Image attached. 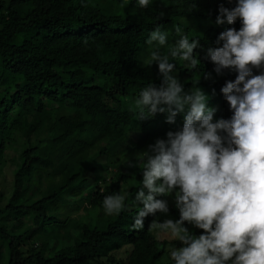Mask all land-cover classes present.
Masks as SVG:
<instances>
[{
  "label": "trees",
  "instance_id": "1",
  "mask_svg": "<svg viewBox=\"0 0 264 264\" xmlns=\"http://www.w3.org/2000/svg\"><path fill=\"white\" fill-rule=\"evenodd\" d=\"M221 5L232 9L237 0H149L145 8L137 0H0V177L14 166L11 186L0 180V247L7 249L0 264H174L171 241L149 230L154 220L179 219L174 194L157 197L168 200L167 214L148 215L143 229L133 225L143 207L135 200L139 161L150 144L182 129L184 114L174 124L166 112L139 119L135 102L162 83L151 32L167 33L159 49L166 54L180 28L199 39L200 63L189 70L177 58L173 75L185 92L199 81L214 119L231 118L221 89L238 73L217 75L207 53L222 46L223 31L242 25L226 18L210 25ZM116 194L125 207L108 215L104 198ZM68 200L85 213L64 215Z\"/></svg>",
  "mask_w": 264,
  "mask_h": 264
},
{
  "label": "clouds",
  "instance_id": "2",
  "mask_svg": "<svg viewBox=\"0 0 264 264\" xmlns=\"http://www.w3.org/2000/svg\"><path fill=\"white\" fill-rule=\"evenodd\" d=\"M145 8L149 0H137ZM217 24L229 25L237 20L241 28L230 27L218 37L222 46L208 49L215 73L233 70L238 75L227 81L221 91L233 115L214 119L217 109L208 106L210 97L193 82L185 92L173 75L179 58L189 70L200 61L194 56L199 39L180 37L166 54L159 49L167 44V33L157 27L147 43L155 44L152 62L162 74L159 87H145L136 100L139 119L157 112L168 113L167 123L174 124L184 114L179 131H169L166 139L148 146L142 167V187L135 200L143 207L133 227L144 228V218L156 213L167 214L168 197L174 194L179 219L154 220L150 231L168 234L183 244L172 247L174 264H264V0H237V5L219 8ZM150 65V64H148ZM211 79V73H206ZM125 196L104 198L106 214H119L125 207ZM194 225L203 234L194 235L186 226Z\"/></svg>",
  "mask_w": 264,
  "mask_h": 264
},
{
  "label": "rangeland",
  "instance_id": "3",
  "mask_svg": "<svg viewBox=\"0 0 264 264\" xmlns=\"http://www.w3.org/2000/svg\"><path fill=\"white\" fill-rule=\"evenodd\" d=\"M216 20L217 18L215 19H212L209 24L214 26V27H220L221 24H217L216 23ZM14 168L13 165H9L7 166L5 169H4V172H3V178L0 177V180L2 181V179H4V183L6 184V188L10 187L11 186V182H12V178H13V172H12V169ZM0 187L3 188V186L0 185ZM86 204V203H85ZM77 206V203L74 201V200H68V202L65 204V205H62V213L64 215H68L70 217H74L78 214V212L80 214H83L85 213V211L81 210V211H78V209L76 208ZM83 208V207H82ZM159 236H161L162 238H166V239H169L171 241V243L169 244V247L172 248L174 246L178 247V244L173 242L174 239L171 238L170 235L168 234H163V233H158ZM0 253H1V259H3L2 257L4 255L7 254V249H6V246H1L0 247ZM120 256H124V254L121 252L119 254Z\"/></svg>",
  "mask_w": 264,
  "mask_h": 264
}]
</instances>
